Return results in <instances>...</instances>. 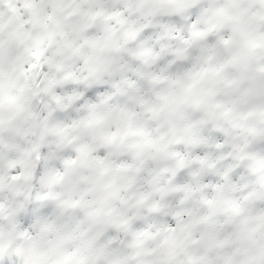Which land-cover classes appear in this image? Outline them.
I'll list each match as a JSON object with an SVG mask.
<instances>
[{
  "label": "trees",
  "instance_id": "trees-1",
  "mask_svg": "<svg viewBox=\"0 0 264 264\" xmlns=\"http://www.w3.org/2000/svg\"><path fill=\"white\" fill-rule=\"evenodd\" d=\"M31 2L0 45V264H264L262 45L232 58L205 0Z\"/></svg>",
  "mask_w": 264,
  "mask_h": 264
},
{
  "label": "rangeland",
  "instance_id": "rangeland-1",
  "mask_svg": "<svg viewBox=\"0 0 264 264\" xmlns=\"http://www.w3.org/2000/svg\"><path fill=\"white\" fill-rule=\"evenodd\" d=\"M31 1L33 0H0V45L4 43L7 45L15 44L18 42L19 33L22 36L30 33L27 25L30 24L31 20L28 17V14L31 13L30 9H32ZM188 1L192 2V0H181L182 4H187ZM234 1L236 0H228V2L226 0H205L203 9L198 13L199 16L192 15L189 23L194 24L196 22V26L198 23H202V26H207L214 32L221 28H227L229 31L227 40L222 41L223 46H225L224 49L230 50L229 55L231 54L232 58L247 61L248 57L250 58L258 52L255 50L258 45L261 44L264 50V0H239V3L243 1L248 3V9L254 14L246 23H242L238 19L241 12L247 11L241 7V3L236 6L233 5ZM234 8H236V12H234ZM238 12L239 14H237ZM46 16L45 13L42 15L44 19ZM242 24L246 27H243ZM261 30L263 31L261 32ZM3 53L4 50L0 52V55ZM34 62L38 67L39 63L35 57ZM37 67L36 69L39 68ZM32 70L35 76L36 70L34 68ZM201 70L200 68L199 71L195 70L191 75H186L188 77L186 81L194 82V86L198 83L202 84L203 80L208 77V73H206V68ZM220 75L218 74V76ZM142 144L148 145L149 143L144 142ZM223 176L226 179L228 173L223 174ZM38 196L39 194L36 195V199ZM31 229L33 228L31 227Z\"/></svg>",
  "mask_w": 264,
  "mask_h": 264
}]
</instances>
